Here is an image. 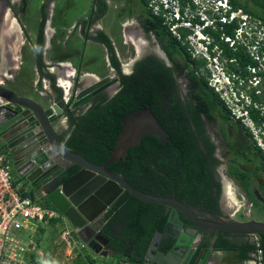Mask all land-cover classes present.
Here are the masks:
<instances>
[{"label": "trees", "instance_id": "obj_1", "mask_svg": "<svg viewBox=\"0 0 264 264\" xmlns=\"http://www.w3.org/2000/svg\"><path fill=\"white\" fill-rule=\"evenodd\" d=\"M141 1L145 8L144 12L147 15L148 30H153V32L157 33L159 40L164 44L166 53L182 61V69L189 71L187 78L197 102V109L193 106H189V108L194 113L197 124L200 126V113L205 114L209 120H214V117H220L224 120L223 124L229 122L240 124L241 128L246 130L249 138H251L247 142L252 150H255L256 156L253 155L252 150L251 154L259 160L256 169L263 173L264 156L252 140L248 129L242 126L240 121L235 123L231 120L230 111L208 85L209 72L205 70L204 77L196 75L197 70L204 67V61L193 59L186 47L182 46L181 42L173 37L167 27L163 25V19L153 16L147 10V0ZM229 1L233 10L243 9L264 22V0H246L244 3H240L237 0ZM94 9L95 21H97L106 13L105 0H91V10ZM235 27L236 24H233L223 26L220 29L219 25H217V29L213 31L207 28L209 31L205 33H208L207 36L213 38V42L208 49L210 56L215 57L216 53L212 51V48L218 44V48L222 51L218 59L223 63L226 74L245 79L248 76L247 67L254 65L250 57L244 49L237 48L233 50L223 41H219L220 34L233 36ZM186 34L187 31L182 33L183 36ZM90 40L109 48L111 65L118 71L119 63L114 56L113 48L107 37L103 33H98L97 37H93ZM42 44V34H39L38 47L35 50L38 71H41L44 67L41 56ZM44 77L50 82L51 88L58 98H61L60 90L55 87L54 76L46 73ZM119 81L120 90L111 99L107 100L104 98L100 100L81 117L73 118L67 115L70 125L74 126V128H72L68 138L64 141L65 147L93 164L103 165L109 159L110 151L114 149L122 130V118L139 109L149 108L163 130L168 134L170 141L166 146L162 147L155 138L151 136L145 137L139 147L129 149L125 162L120 160L118 163H113L108 170L118 173L121 170L120 165H123V173L128 180H130V175L134 174L136 170L140 174H151L154 176L155 181L159 183L158 193L145 191L136 186L137 190L159 197L174 196L177 200L185 202L191 207H203L204 204H201L203 198L210 191L209 175L206 173L202 151L186 134L184 123H180L179 117H176L177 114L182 112V109L184 110V106L178 98L177 92L174 91L175 82L170 70L155 59L149 58L137 63L130 75H119ZM248 94L252 102V106L247 108L249 118L256 127H261L264 124V115H261L260 110L255 109L253 104L263 106L264 95L261 97L257 96L253 91L248 92ZM222 135L226 138V131L223 128ZM209 146L211 150L214 149L210 143ZM241 155L248 159L247 162L250 163V159L247 158L244 152ZM230 161L232 163L228 170V176L242 189L250 202L256 203L249 190L251 175L243 172L236 156L230 158ZM214 162L216 163V160ZM151 166L155 170H152ZM78 169L77 167L69 168L57 184L70 178ZM157 170L159 173H157ZM52 189L49 188V190ZM41 204L52 207L46 199ZM199 204L201 205L199 206ZM118 205H124L127 213L122 226L117 229V236L110 234L109 238L112 239V242L109 248L113 251L112 256L122 257L128 264H143V258L149 242L154 233L163 232L167 216L162 214L159 220L156 221L155 217L160 205L141 202L127 193L120 198ZM145 212H148V215L145 214L144 216ZM59 222V219L51 221L54 225ZM208 248L209 245L206 243L201 245L199 250L205 251ZM216 249H228L238 252L239 257L243 261L250 260V254L260 251L264 262V236L262 235H259L258 246L256 243L238 244L232 242ZM93 263L92 259L82 255H77L74 262V264Z\"/></svg>", "mask_w": 264, "mask_h": 264}, {"label": "water", "instance_id": "obj_2", "mask_svg": "<svg viewBox=\"0 0 264 264\" xmlns=\"http://www.w3.org/2000/svg\"><path fill=\"white\" fill-rule=\"evenodd\" d=\"M110 80L109 77L92 79L91 85L78 91L73 96L74 102L66 107L73 109L83 105L91 99L93 92ZM50 112L58 117L62 109L56 103L47 108L31 98L17 95L0 83V142L5 146L3 151L9 156L14 173L31 187L42 189L49 204L73 228L81 245L93 254L106 258L113 253L107 248L108 240L103 237V231L107 212L122 193L144 203L166 207L164 230L152 236L143 264H190L199 247L196 243L200 232H223L238 237L264 236V222L235 221L229 216L189 207L175 198L143 193L122 175L108 170L111 164L125 160L129 149L139 147L145 137L155 138L162 147L170 141L149 108L139 109L122 118V130L103 165L93 164L67 149L53 125ZM71 167L79 169L57 184ZM183 220L190 224L184 229ZM164 235L175 240V246L167 254L159 250ZM214 253L215 250L209 247L194 264H209Z\"/></svg>", "mask_w": 264, "mask_h": 264}, {"label": "rangeland", "instance_id": "obj_3", "mask_svg": "<svg viewBox=\"0 0 264 264\" xmlns=\"http://www.w3.org/2000/svg\"><path fill=\"white\" fill-rule=\"evenodd\" d=\"M14 1L13 7L16 14L20 15L24 12L27 18L21 17V21L23 22H20L17 18L15 19L17 21L10 19L7 31H12L13 37L11 40L15 49L13 57L15 61L10 66L12 69L9 68L10 70L5 71L3 76L0 75L2 86L14 89L20 94L31 97V99H37L38 92L36 90L40 94L42 93V95L46 94L50 98L56 99V94L52 90L50 82L44 77L45 73L54 76L55 87L59 88V80L62 78V75L64 78V74L66 75L69 72L73 74L76 71L77 79H81L83 76V79H88L86 78L88 74L85 73L98 71L99 79L115 77L114 82L111 83L112 88L115 87V90L110 96H113L119 90V72L111 65V53L104 45L90 40L91 36L95 34L94 31L91 32L90 29L84 30V23H87L91 11V0ZM237 1L240 3L246 2V0ZM105 2L107 6L106 13L103 18L95 22V27L96 29H103L104 35H109V30L114 25V29L111 30L112 34H110L116 48L115 51L113 50V53L122 71L130 75V60L133 58L134 52L131 44L128 43L138 41L142 51V43L149 42L147 35H140L141 32L136 27L137 25L134 26V23L138 22V17L145 18L146 16L144 5L141 0H105ZM40 19H43L45 23L46 28H44L46 29V33L47 27H51V34L48 36L45 33L44 35L46 38L45 48L48 47L49 49L46 48L48 50L43 51L42 59L43 63L46 62L52 65L38 71L35 46L39 24L41 23ZM13 20L15 23H12ZM126 23L130 26L126 27ZM120 26H125V28ZM123 29H125L124 32ZM86 34L87 36H84ZM123 36L125 37L123 38ZM124 42H128L126 46L123 45ZM132 44L135 46L134 43ZM114 47L112 46V48ZM153 47L154 43L149 42V48ZM58 63L69 65L70 70L66 67L65 69L56 66ZM59 89L61 93L65 91L64 88ZM61 120L64 122L65 131L71 132V127L67 130L66 119L63 117ZM222 125L226 131V140L219 145L221 155H223V151L227 150L226 145L231 143V146L233 145V152H229L228 155L224 156L225 160L229 161V158L236 156L242 168L246 170L249 168L253 174H260L256 169V165L259 164V160L255 157L256 152L249 146L244 134L247 131L242 129L238 123L229 122L226 124L222 123ZM62 134H66L64 130ZM251 150L253 155H255L254 157L251 154ZM242 152L250 159L249 165L244 156L241 155ZM255 184H252V186L258 191L259 195L257 196L264 199L263 192L259 191L254 186ZM232 185L233 190H229L231 197L225 196L224 198V206L227 208L228 216L235 221L252 220L264 222V209L258 207L252 208L250 203L245 199L243 192L235 184L232 183ZM41 191L40 187L34 188L28 192V195L34 198L40 197ZM21 239L23 243H27L29 248L23 259L25 264H74L77 255L89 257L94 261L93 264H128L122 257L111 255L104 258L93 254L81 245L75 236L73 228L65 220H60L56 225L52 224L51 221H47L42 225H38L27 237L22 235ZM233 242L244 244L256 243L257 240L253 236H248L244 238L240 237V239L234 238ZM222 252L224 253L220 255L221 260L217 264H242L244 262L239 257L238 252L232 250H223ZM253 256V254L249 255L250 258ZM258 257L261 256L256 254L257 259Z\"/></svg>", "mask_w": 264, "mask_h": 264}, {"label": "built area", "instance_id": "obj_4", "mask_svg": "<svg viewBox=\"0 0 264 264\" xmlns=\"http://www.w3.org/2000/svg\"><path fill=\"white\" fill-rule=\"evenodd\" d=\"M147 3V10L153 16L161 17L169 33L188 46L192 58L204 61V67L199 68L196 75L204 77L205 70L209 72V87L224 102L231 120L235 123L240 121L248 129L264 156V124L256 127L247 110L252 106L248 92L253 91L260 97L264 95V22L243 9L233 10L229 0H147ZM193 21L197 22L193 25ZM233 24H236L233 36L221 34L220 40L230 49H244L254 63L247 67L245 79L226 74L218 59L222 51L213 46L216 56H210L208 47L212 41L203 33L207 28L216 30L217 25L222 29ZM180 29L189 30L191 34L183 36ZM253 106L264 115V105ZM10 163L0 146V264H25L23 259L29 248L21 236L27 237L47 221L64 218L53 207L41 204L46 199L44 192L34 198L15 189ZM256 244L258 246V240ZM256 254L261 256L258 251L244 264H263L262 256L257 259Z\"/></svg>", "mask_w": 264, "mask_h": 264}, {"label": "flooded vegetation", "instance_id": "obj_5", "mask_svg": "<svg viewBox=\"0 0 264 264\" xmlns=\"http://www.w3.org/2000/svg\"><path fill=\"white\" fill-rule=\"evenodd\" d=\"M14 4H15L14 0H0V75H2V76H3V73H5V71H7L9 68L12 69V67H10V66L15 61V59L13 58L15 53L13 54V51H12V49H13L15 52V49L13 46V42L11 40L13 36H12V33L9 35L8 31H7L9 28L10 19L15 20L17 18L20 22H23V21H21V17L27 18V15L24 12L20 15L16 14V11L13 7ZM146 19H147V15L145 16V18L144 17H140V18L138 17V19H137L138 22H135L134 26L137 25L136 27L138 28L139 32H141L140 35H142V36L147 35L149 42L154 43V47L149 48V42L148 43L147 42L142 43L143 44L142 45V51L140 52L139 55H136L135 50L133 48L134 46L132 44L133 42L132 43H128V42L123 43L124 46H126L127 43L131 44L132 50L134 52V55L132 58L133 60L132 59L130 60L131 61V65H130L131 72H130V74L133 72L135 65L137 63H140V62L147 60L149 58L155 59L158 63L162 64L164 67H166L170 70L172 78L175 82L174 91L177 92V96L180 99V101L182 102V105L184 106V110L182 109V112L177 114L176 117H179L180 123H184V128L186 129L185 130L186 134L188 135V137L190 139L193 140L195 145H198V149L200 151H202V153H203L202 156H203V160H204L203 162L206 165V173L209 175V180H210V191L203 198V201L201 203V204H204V206L203 207H192V208H196V209H199L202 211L210 212V213H213V214L219 215V216H228L227 208L224 206V198H225V196H227L229 198L231 197V195L229 194V190L230 189L233 190L232 183L233 184H235V183L228 176V170H229L232 162L230 161V158H229V161L225 160V158H224V156L228 155L229 152H233V149H232L233 145L232 146L226 145L227 150L223 151V153H222L223 155H221V150H220V146H219V145H221V143L223 141L226 140V138H224V136L222 135V128L224 129V126L222 125V123H224V120L220 117H214L215 118L214 120H209L205 114L200 113V117H199L200 118V126H199V124H197V120H196V118H194V113L189 108V106H193L195 109H197V102H196L195 96L193 95L192 88L190 87V82L187 78V74L189 73V71L187 69H182V65H183L182 61L177 60L175 58V56H170L166 53V51L164 49V44L159 40L158 34L153 32V30H148ZM15 21H17V20H15ZM45 21H46V19H45ZM40 22L41 23L39 24V30L37 33L38 35L36 37V41H38L39 34H42V42H43L42 49H41V56H42L43 51H45V39L46 38L44 35L46 33V29H45L46 27H45V23H44L43 19L42 20L40 19ZM95 22L96 21H95V9H94V10L90 11L89 17L87 19V23H84V25H85L84 30L85 31L90 29L91 32L92 31L95 32V34L93 36H91V38L97 37L98 33H103L102 32L103 29H101V28L96 29ZM196 22L197 21H193L192 24L194 25V23H196ZM125 26L127 27L130 25L128 23H126ZM125 26H120V27L125 28ZM131 26H133V24H131ZM110 29L113 30L114 25L111 26ZM208 29L213 31L212 28H208ZM208 29H205L203 31L204 35H206V36L208 33L206 34L205 32L209 31ZM111 30H109V35L105 34L104 36L107 37L108 41L110 42V45L114 47L115 43L113 42V39H111V35H110V34H112ZM124 31H125V29H123V32ZM184 31H187L186 36L191 34V31H189V30L180 29V33H183ZM84 36H87V34ZM121 37H122V35H121ZM124 37L125 36H123V38ZM209 38L211 39V41L213 40V38H211V37H209ZM220 38H221V34L219 37V41H221ZM6 39H8V41H7L8 47L7 48L4 44V42H6ZM182 46H185L186 50L189 52V48L187 45L182 44ZM37 47L38 46H37V42H36L35 50L37 49ZM104 47H106V46L104 45ZM217 47H219L218 44H217ZM106 48L109 50L108 47H106ZM115 49L116 48L114 47L113 50L115 51ZM109 52H110V50H109ZM221 54H222V52H221ZM42 61H43V59H42ZM47 66L48 65L46 63H44L43 68H45ZM57 66H59V65H57ZM118 72H119V75H124V76L127 75L122 71L121 67H119ZM86 78L95 79V78L90 77V76H87ZM114 78L115 77H111L110 78L111 80L108 84H106L105 86H103L100 89L93 92L91 99H89L83 105H80L76 108L71 109V108H67L66 106H68L69 104H72L74 102L73 96L78 91L86 89L89 85H91V83L88 82L89 81L88 79H83V80L77 79L76 71H74L73 75L70 77V80L72 83L71 87L69 89L70 93L66 94V92L63 91L61 93V98H58V96L56 95V99H54V98H53L54 100L52 99L53 103H56L62 109V113L58 117L53 115V112L49 113V114H52L53 122L55 123L56 121H60L61 118L64 117L66 119L67 130L69 129V127H71V131H72V128H74V126L70 125L67 115H69L73 118L81 117L85 114L86 111H88L90 108H92L95 103L99 102L100 100H102L104 98L107 100L111 99L120 90V81L118 80L119 90L113 96H110L111 93L115 90V87L112 88V84H111L112 82H114ZM9 90L15 92L19 96L31 98L29 96H26L25 94L18 93L14 89L10 88ZM36 91L38 92V90H36ZM60 92H61V90H60ZM41 94L39 92L40 96H41ZM220 123H221V125H220ZM65 133H67L68 136L70 134L69 131H66ZM244 134H245L246 140L248 141L249 140L248 134L246 132H244ZM61 139L63 140L62 137H61ZM207 141L213 146V148H214L213 150H211V147L209 146V143ZM229 146H231V147H229ZM4 147H2V148L4 149ZM5 155L8 158V160L10 161L9 156L6 153H5ZM214 160H216V163L214 162ZM247 160L248 159H246V162H247ZM119 161H117L115 163H118ZM122 161L125 162V160H122ZM10 164H11V171L14 172L13 167H12V163H10ZM247 164L249 165L248 162H247ZM120 166H121L120 172H118V173L112 172V173H115L117 175H122L124 177V179L134 188H136V186H137L139 188L144 189L145 191L158 193L159 183H157L155 181L154 176H152L151 174H147V173L140 174L136 170V171H134V174L130 175V177H129L131 180L130 181L124 176V173H123L124 166L123 165H120ZM240 168L243 170V172H246L249 175H251V177H250L251 178V181H250L251 186H250L249 190H250L251 195L256 200V203L250 202L249 198L245 195V193L242 191V189L240 187H238L236 184H235V186H237L243 192L245 199L248 201V203H250L252 208L258 207L260 209H264V199L259 198L257 196V195H259L258 191L255 188H253V186H252V184L256 183L254 186L257 189H259V191L263 192V194H264V176H263V173L260 172V174H253L249 170V168H248V170L242 168L241 166H240ZM151 169L155 170V168L153 166H151ZM157 173H159L158 170H157ZM124 194L125 193L121 194L119 199L115 202L114 206L111 207V209L107 212V215H106L107 220H106V225H105L104 231H103V237L108 240V245H107L108 249H110L109 246L112 242V239L109 238L110 234L112 236L116 237L117 236V229L122 226V223L126 218L127 209H125L124 205H118L120 198ZM153 196H155V195H153ZM163 198H175V197L174 196H164ZM183 203H185V202H183ZM201 204H199V206ZM189 207H191V206H189ZM145 214L148 215V212H145L144 216H145ZM162 214L167 216L166 207L160 205V208L156 214L155 220L158 221L160 218V215H162ZM188 225H190V224L183 220L182 229H184ZM180 233L181 232H179V234ZM253 237H255L256 240H258V242H259V235L253 236ZM234 238L240 239V237H238V236H232V235H229V234H226L223 232H214V233L200 232L199 233V240H198V243H196V244L199 245V247H200L201 245L208 243L209 247L216 250L217 247H220L224 244L232 243ZM174 246H175V240L164 235L162 240H161L159 250L164 252L165 254H167L171 251V249ZM199 247H198V249H196L195 254H194L190 264H194V261L198 257L202 258L204 256L207 249L205 251H203V250H199ZM187 254H188V251L185 252L184 256L185 255L187 256Z\"/></svg>", "mask_w": 264, "mask_h": 264}, {"label": "crops", "instance_id": "obj_6", "mask_svg": "<svg viewBox=\"0 0 264 264\" xmlns=\"http://www.w3.org/2000/svg\"><path fill=\"white\" fill-rule=\"evenodd\" d=\"M48 48V47H46ZM45 48V51H47ZM46 63V62H45ZM48 66H51L52 64L50 63H46ZM58 67H62V68H65L62 66L61 63H58ZM61 65V66H60ZM57 66V65H56ZM66 69V68H65ZM96 70H101V69H96ZM73 71V70H72ZM98 71H95V72H89V73H85V74H88V75H92L95 79L99 80V77H98ZM84 74V75H85ZM67 75L68 73L65 75L64 74V78L66 77L67 78ZM62 78H63V75H62ZM89 81L88 82H92V79H88ZM37 92V91H36ZM53 98H50L48 95H42L41 96L39 95V91H38V96H37V99H33L32 100H35L36 102H38L39 104L45 106V107H49L52 103H53ZM64 122L62 120L58 121L56 124L54 123V127L55 129L57 130V132L59 133V135L63 138V141H66V139L68 138V134L66 133V137L65 135H63V130L64 132L65 131V128L63 126ZM0 146H1V151L3 152V154L5 155L4 151H3V148L4 145L0 142ZM6 156V155H5ZM8 159V158H7ZM11 177H12V183H13V186L15 187V189L18 191V192H26L28 193L29 191L33 190L34 188H38V187H31V185L25 181V179H20L14 172L12 173L11 171ZM223 250H219V249H216L215 250V253L212 257V262H210L209 264H217L219 263V261L221 260V256L224 252H222ZM242 264H244V262H242Z\"/></svg>", "mask_w": 264, "mask_h": 264}, {"label": "bare ground", "instance_id": "obj_7", "mask_svg": "<svg viewBox=\"0 0 264 264\" xmlns=\"http://www.w3.org/2000/svg\"><path fill=\"white\" fill-rule=\"evenodd\" d=\"M12 23H15L14 22V20L12 21ZM13 26H15V24H13ZM12 29V28H11ZM50 29H51V27H47V35L49 36L50 34H51V32H50ZM52 31V30H51ZM12 33V31L11 30H9V32H8V34L10 35ZM7 41H8V39H6V42H4V44H5V46H6V48L8 47V45H7ZM134 43V48H135V53L137 54V55H139V53L141 52V45H140V43H138V41H135V42H133ZM12 51L14 52V50L12 49ZM15 53V52H14ZM63 67H66V68H68L69 69V65H65V64H63L62 65ZM70 70V69H69ZM73 74H72V72H69L68 73V75H67V78H60V80H59V85H60V87L59 88H64V90H65V92H66V94H68V90L70 89V87H71V82H70V77L72 76ZM87 76H90V77H93L92 75H87ZM94 78V77H93ZM229 190V189H228ZM231 193V192H230Z\"/></svg>", "mask_w": 264, "mask_h": 264}, {"label": "clouds", "instance_id": "obj_8", "mask_svg": "<svg viewBox=\"0 0 264 264\" xmlns=\"http://www.w3.org/2000/svg\"><path fill=\"white\" fill-rule=\"evenodd\" d=\"M202 42H204V40H202Z\"/></svg>", "mask_w": 264, "mask_h": 264}]
</instances>
